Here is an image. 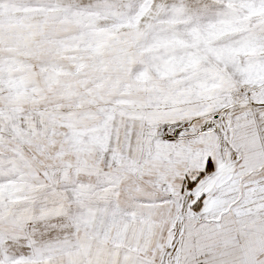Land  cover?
I'll return each mask as SVG.
<instances>
[{
    "label": "snow or ice",
    "instance_id": "obj_1",
    "mask_svg": "<svg viewBox=\"0 0 264 264\" xmlns=\"http://www.w3.org/2000/svg\"><path fill=\"white\" fill-rule=\"evenodd\" d=\"M0 264H264V0H0Z\"/></svg>",
    "mask_w": 264,
    "mask_h": 264
}]
</instances>
